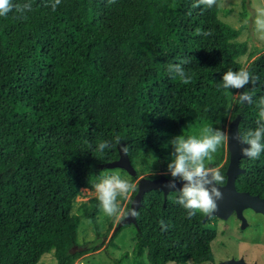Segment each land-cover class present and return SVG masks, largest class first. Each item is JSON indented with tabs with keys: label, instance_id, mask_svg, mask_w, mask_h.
<instances>
[{
	"label": "trees",
	"instance_id": "trees-1",
	"mask_svg": "<svg viewBox=\"0 0 264 264\" xmlns=\"http://www.w3.org/2000/svg\"><path fill=\"white\" fill-rule=\"evenodd\" d=\"M52 2L32 0L25 18L0 17V264H39L52 251L57 264H75L81 218L74 201L99 177L97 166L118 161L124 145L132 162L150 148L167 168L170 141L184 125L223 121L226 71L259 77L231 89L253 92V104L233 108L240 134L257 127L264 98V53L247 67L240 62L249 45L220 18L223 0L210 9L193 8L196 0H61L55 11ZM184 59L187 85L168 73ZM101 141L113 147L101 153ZM228 165L219 169L225 182ZM241 167L237 189L264 194V153ZM178 195L144 196L137 224L125 226L133 228V249L115 264L131 257L137 264H214L217 228L201 213L189 218L174 202ZM99 209L97 198L81 206L97 229Z\"/></svg>",
	"mask_w": 264,
	"mask_h": 264
},
{
	"label": "rangeland",
	"instance_id": "rangeland-1",
	"mask_svg": "<svg viewBox=\"0 0 264 264\" xmlns=\"http://www.w3.org/2000/svg\"><path fill=\"white\" fill-rule=\"evenodd\" d=\"M247 2V3H246ZM259 8H264V0H223L220 12V18L232 25L234 28L241 29L242 33L239 37L240 41H246L249 45V54L242 57V62L246 67L257 57L264 53V40L259 38L255 31L254 20ZM253 55V57H249ZM225 99V115L222 122H212L206 119L198 120L193 123L184 125L178 133L185 137L190 135H199V130L204 126H212L220 128L222 131L231 130V125L235 120L233 108L236 104L238 95L237 91L224 90ZM174 151V149H173ZM173 158V157H172ZM229 150L227 142L214 154L212 161H205L206 165L211 168H222L229 164ZM133 164L137 170V175L132 176L126 169L120 167L97 166L100 172L98 178L94 179L88 189L81 190L79 196L74 201L73 214L80 216L81 221L78 228V240L74 249L75 252L81 254L75 264H115V260L120 259L125 252H131L133 249V241L131 239L132 227H126L123 224L124 218L127 216L128 210L131 208L133 193L127 200H121V214L117 217H108L99 209L97 216L98 229L89 220H87L81 211L84 203L96 198L95 185L100 182L105 175L112 172H118L123 179L129 180L138 188L140 179L151 176H170L167 168L164 167L162 161L158 160L156 154L150 148L144 149L139 156H135ZM245 217L252 223L259 218L254 216L251 210L244 213ZM264 223V219H261ZM210 226V225H209ZM248 227V228H247ZM218 236L212 243L215 260L217 264L223 261H236L238 258L245 256L246 252L254 249V246H260L264 249V228H254L249 224L243 228L239 219H229L220 221L216 226ZM120 232L119 236L116 233ZM115 237V239H114ZM253 247V248H252ZM248 256V255H247ZM260 259L264 260V252L260 255ZM39 264H57L54 252L44 255ZM123 264H137L133 257L125 260Z\"/></svg>",
	"mask_w": 264,
	"mask_h": 264
},
{
	"label": "clouds",
	"instance_id": "clouds-1",
	"mask_svg": "<svg viewBox=\"0 0 264 264\" xmlns=\"http://www.w3.org/2000/svg\"><path fill=\"white\" fill-rule=\"evenodd\" d=\"M114 2V0H110ZM61 4V0H54L50 4L53 11ZM217 7L218 0H196L193 8ZM33 10L32 0H23V2H14V0H0V17H6L15 12L17 18H25L26 13ZM255 31L259 38L264 40V8H259L254 20ZM196 35L205 37L212 35L211 30H196ZM188 60H181L179 63L169 64L168 73L171 78L178 79L181 83L187 85L192 77L186 71L184 65ZM259 77L253 75L247 69L238 71L228 70L222 76V88L246 89L248 85H255ZM237 102L240 104H253V92L243 91L236 95ZM259 109L257 127L250 129L243 134L238 133L235 139L241 147V153L244 157L255 160L264 153V98H261L256 104ZM230 136L227 131L212 126H204L199 130V135H190L185 137L183 134L174 137L170 143L173 146V158L167 165V173L171 179L165 185V188L179 193L174 201L182 206L189 218L201 213L205 216H211L217 211V201L223 199V193L217 188V185H223L225 178L218 168L208 167L205 161H212L214 154L226 143ZM116 142L121 145L122 138L117 136ZM113 147L109 141H101L97 146V151L103 153L106 149ZM121 151L127 154L128 148L121 145ZM177 181H182L183 186L177 190ZM96 198L99 202V208L104 215L108 217H117L121 214V200H127L131 193L135 191V185L129 180L121 178L118 172H112L95 185ZM128 215L136 217L138 215L135 208L128 210ZM161 227L167 230V225L161 221Z\"/></svg>",
	"mask_w": 264,
	"mask_h": 264
},
{
	"label": "water",
	"instance_id": "water-1",
	"mask_svg": "<svg viewBox=\"0 0 264 264\" xmlns=\"http://www.w3.org/2000/svg\"><path fill=\"white\" fill-rule=\"evenodd\" d=\"M240 117H236L231 125L229 131V142L227 147L230 152V161L227 170V182L225 185H217V188L223 193V199L217 201L218 209L211 216H205L204 222L209 220L213 216H218L223 219H227L234 211L237 212L238 217L242 220V227L245 228L247 225V218L244 215V210L253 209L257 212L264 214V198L250 194L249 192H240L236 187L237 177L241 173H245L246 170L241 167V160L244 157L241 153V147H248L247 145H240L232 137H236L239 132ZM110 167H120L126 169L132 176L137 175V170L129 156L122 154L118 161L110 163ZM171 178L165 175L158 176L156 178L144 177L138 182V191L134 196L131 203V208L139 211L142 207V200L144 196L152 190H162L164 192L165 201L170 192V189L165 188V185ZM183 186L182 181H177V190ZM130 208V209H131ZM123 224H137V216L132 217L127 214L124 218ZM234 264H244L242 261L233 262Z\"/></svg>",
	"mask_w": 264,
	"mask_h": 264
},
{
	"label": "flooded vegetation",
	"instance_id": "flooded-vegetation-1",
	"mask_svg": "<svg viewBox=\"0 0 264 264\" xmlns=\"http://www.w3.org/2000/svg\"><path fill=\"white\" fill-rule=\"evenodd\" d=\"M229 159H230V152H229ZM241 162H242V160H241ZM241 174H245V173H241ZM226 176H227V171H226ZM258 177H260V175H258ZM226 182H227V179H226ZM226 182L223 185H225ZM260 185H261V182L258 181V183H257L258 188H260ZM259 190H260L259 192H254L253 195H255V196L257 195L263 199L264 194L261 193V188ZM238 191L246 192L244 190H238ZM247 210H251L254 213V216L259 218L255 221V223H252L250 220L247 219V225L249 224V226H252L254 228L263 229L264 223L261 221V219H264V214L261 212H257L253 209H246V210H244L243 213H245V211H247ZM235 218L239 219V221L241 222V225H242V220L238 217V214L236 211H234L227 219H223V218H220L218 216H213L208 220V223L210 226L216 227L220 221H225V220L235 219ZM253 247H254V249H250L249 252H246L244 254L245 256L238 258L236 261H242L244 264H264V260L260 259V255L264 252V249L260 248V246H254L253 245ZM214 264H217L216 260L214 261ZM221 264H234V263H231L230 261L227 260V261H223Z\"/></svg>",
	"mask_w": 264,
	"mask_h": 264
}]
</instances>
